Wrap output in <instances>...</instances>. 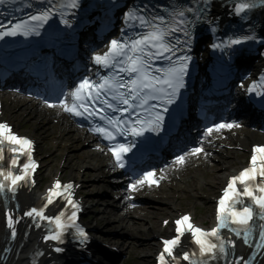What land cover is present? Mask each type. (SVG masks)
Masks as SVG:
<instances>
[{
    "label": "snow or ice",
    "instance_id": "snow-or-ice-1",
    "mask_svg": "<svg viewBox=\"0 0 264 264\" xmlns=\"http://www.w3.org/2000/svg\"><path fill=\"white\" fill-rule=\"evenodd\" d=\"M113 2L115 4L116 0ZM212 3L213 0H173L161 7L158 3L153 4L152 0H133L123 13L120 35L111 38L105 44V50L91 53L89 59L95 71L87 69V74L67 90L61 85L52 101L42 96L38 98L47 107H58L72 116L89 121L92 124L89 130L109 142L108 152L114 158L113 167H129L128 154L132 153L135 157L136 152L133 150L139 152L137 145L138 142L142 145L141 138H145L147 133L159 135L163 132L170 110L174 105L179 107L178 101L181 99L182 90L186 88V77L193 60L189 53L198 25L209 26L214 37L210 47L229 59L236 51V46L257 41L254 26L251 34L219 35L221 29L218 18L211 17L210 13ZM14 5H18L15 11H30L25 12V18L15 17L12 12L0 13L12 16L8 21L10 27L0 23V28L5 29L0 31V41L6 37H41L45 26L54 18H58L65 29H72L82 3L81 0H0V7ZM258 6L264 7V0H240L234 4V12L230 14L246 16L247 12ZM61 31L54 29L48 33L54 46L61 38ZM260 42L264 43V38ZM240 88L250 98H260L258 102L264 106V74L258 80H253L247 88L241 82ZM234 127L240 125L235 121H221L206 127L203 135L207 139L214 132ZM5 144L12 154L8 170H5L3 164ZM32 150V140L16 135L7 123L0 122V196L5 199L9 194L15 196L21 184L31 180L38 167L32 158ZM202 153L207 155L203 141L199 146L178 154L173 163L183 165L189 156ZM20 155L27 156V162L22 167L18 160ZM12 169H16L19 174ZM160 172L162 175L157 178L156 169L140 173L133 171L128 190L138 191L145 185H158L160 179L164 178V170L161 169ZM73 187L71 182L62 184L60 180H56L48 189L43 207H33L24 213L27 217L55 225L44 236L45 241L64 243L66 234H71L81 245L89 241L86 229L77 223L80 205L73 198ZM54 198L65 201V210L50 217L45 215V210L54 203ZM245 200L248 201L247 204ZM69 206L72 210L66 216ZM15 222L13 215L9 213L7 227L11 230L13 239L17 235ZM175 224L177 235L163 241L164 247L158 257L159 264H170L168 258L180 264L174 255V249L185 233H189L194 244L198 246V251L183 253L182 259L189 264H211L219 258L227 261L236 242L222 235L224 229L237 237L242 235V242L249 247L252 246L250 241L258 230L259 242L255 244V248L264 249V146L253 149L250 166L232 176L223 189L218 201L217 223L213 228L205 230L197 227L191 222L189 215L177 219ZM36 227H40V224L37 223ZM54 250L63 251L60 247ZM42 254L37 252V255ZM241 260L243 264H251V259L244 260L243 257L236 260L235 264H240Z\"/></svg>",
    "mask_w": 264,
    "mask_h": 264
},
{
    "label": "bare ground",
    "instance_id": "bare-ground-1",
    "mask_svg": "<svg viewBox=\"0 0 264 264\" xmlns=\"http://www.w3.org/2000/svg\"><path fill=\"white\" fill-rule=\"evenodd\" d=\"M5 104H6V109H7L6 111H7V113H9V118L16 119L17 117L26 116L28 119H32V122H34V127H32V129L29 131V133L32 134L33 136L39 135V133L37 131L38 127L41 128L40 126H42L44 124H46V127H50V125L52 124L51 120H52L53 111L42 109V108L38 107L34 102L30 103V102L23 101L21 99L12 100L11 98H8L7 101H5ZM59 119H60L59 122H61V124L56 126V128H58L59 135L63 138L64 141L67 142L65 149L69 150V148L72 147L73 149L80 151V153L83 152L82 153L83 157L80 155V157L78 159L79 171H80V168L91 167V169L96 172L95 177H94L95 182L106 181L110 177V173L105 170L106 169L105 164L107 162V159L105 156H102L100 153L94 152L91 150V148H90L91 142L90 141L92 138L87 136L84 132H79L78 130L73 128V126L71 124H67L65 121H63L62 117H59ZM41 129H44V128H41ZM253 139L247 138L242 134V135L236 137L235 139L230 137L228 140V143L236 145L235 141H239L241 145L247 146L248 142L252 141ZM225 142H227V141H225ZM237 145H239V144H237ZM221 151H222V154L224 152L228 153V151H225L223 148H221ZM226 153H224V155ZM221 157L222 156H220V155L215 156V158H218V159H220ZM201 162H202V164H204L205 162H212V159L207 160L204 157V159H201ZM209 164L210 163H208V165H205L204 168L200 167L197 170L191 172V174H194L195 177H199L202 180H199L197 182L193 181V186L189 185V188H192V189L198 188V186L200 187L203 183H206V184L213 186V187L219 186V184L222 180V176H223V174L221 172L217 173V172H214L212 170L211 174H213V175H211V174L205 175V173H203V170L207 169L209 167ZM218 167H219V165H216V168H218ZM221 167L223 169V172L225 174H227L235 168V165H233L232 161L225 160L221 164ZM49 170H50V168H49ZM183 177H186L184 179L187 180L188 178H191L192 175L182 174L181 177L177 180L176 185H173L172 187H170L168 189V191L166 190L167 192L161 191L159 193V194H161L160 198L162 200H160V201L157 200V201L158 202H164L166 200V201H169V204H170L171 202H170V199L168 198V196L170 194L172 196H174L175 194H178V196H179V194L183 195L184 193L182 192V188H180L181 187L180 182H182ZM207 178L209 179V181L202 183V181H204ZM186 189H185V191H186ZM36 193H37L36 190H32V191H30L29 194H27V196L30 195V196L34 197L36 195ZM155 193H158V192H155ZM155 193L154 192L149 193L150 194L149 196L151 198H153V197H155ZM165 193H166V198L164 197ZM174 198H175V196H174ZM122 222H123V220H122ZM155 224H156V221H155ZM145 255H149V253L147 252ZM19 258H20V256H19ZM11 262L12 261H10L9 264H11Z\"/></svg>",
    "mask_w": 264,
    "mask_h": 264
},
{
    "label": "rangeland",
    "instance_id": "rangeland-1",
    "mask_svg": "<svg viewBox=\"0 0 264 264\" xmlns=\"http://www.w3.org/2000/svg\"><path fill=\"white\" fill-rule=\"evenodd\" d=\"M213 210H211V212H205V217L207 216V218L209 217V215H212ZM160 215V214H159ZM154 218V217H153ZM156 243V242H155ZM150 244L148 245H144L142 250H145V252L141 251V252H136L137 257L135 258V264H152V258H153V254L156 251L155 245H157V243L153 246V251H150ZM147 248V249H146ZM146 252H150V256L145 255Z\"/></svg>",
    "mask_w": 264,
    "mask_h": 264
}]
</instances>
